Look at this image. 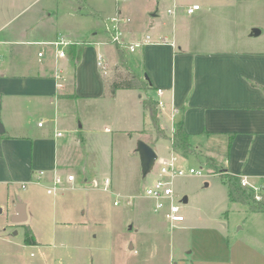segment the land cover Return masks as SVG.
Here are the masks:
<instances>
[{
  "label": "crops",
  "instance_id": "obj_1",
  "mask_svg": "<svg viewBox=\"0 0 264 264\" xmlns=\"http://www.w3.org/2000/svg\"><path fill=\"white\" fill-rule=\"evenodd\" d=\"M228 1L0 0V121L5 128L0 136V190L6 191L11 215L20 200L36 205L40 189H47L56 175L73 173L77 180L82 176L85 184L90 176L92 184L110 177L100 168L105 165L102 159L91 171L93 162L99 160L95 154L88 155V170L67 171L81 159L75 152L91 148L99 131L113 133L112 126L130 137L145 135L143 126L124 127L123 108L138 100L151 120L144 103L148 98L164 102L163 107L158 103V116L166 137H158L153 124L156 135H152L153 144L147 142L156 152L161 140H170L172 157H183L173 150L175 130L183 126L193 155L205 157L208 168L245 178L251 186L261 187L262 194L264 48L233 49L227 40L218 39L220 43L212 39L213 33L207 30L213 22L209 12ZM71 3L79 7L77 12L67 11ZM194 4L201 10L187 15L185 9ZM174 5L178 8L169 16L166 11ZM60 9L66 14L62 15ZM120 13L131 20L125 25L127 42L150 35L153 44L133 54L125 50L130 55L125 54V58L132 78L144 81L146 88L140 84L136 89L122 88L112 94V85L118 79L112 77L117 46L108 42L104 23ZM70 16L76 21L93 18L101 22L100 28L92 36H83L73 30ZM59 39L70 43L65 57H59L51 44ZM101 58L107 74L99 66ZM100 101L119 103V121L112 120L115 115L108 121L99 114L96 104ZM89 106L97 115L91 116L88 124L80 111H89ZM124 111L128 120L139 121L138 112ZM75 118L83 122L78 128H74ZM41 121L43 125L39 126ZM164 122L170 125V134ZM41 172L44 174L39 178ZM186 219L182 229L189 231L192 220ZM192 257L204 263H235L232 255L220 259L195 251Z\"/></svg>",
  "mask_w": 264,
  "mask_h": 264
},
{
  "label": "rangeland",
  "instance_id": "obj_2",
  "mask_svg": "<svg viewBox=\"0 0 264 264\" xmlns=\"http://www.w3.org/2000/svg\"><path fill=\"white\" fill-rule=\"evenodd\" d=\"M78 8L71 3L67 11L77 12ZM213 8L209 12L213 22L207 28L213 33L212 39L227 40L233 49L264 48V0H230L224 6ZM64 10H61L62 15L66 14ZM68 14L71 15L70 12ZM75 19L69 17L73 30L83 36H92L93 31L100 28L101 22L93 18ZM253 29H260L263 33L249 38ZM112 77L119 81H129L133 77L117 52L114 53ZM118 104L107 105L100 101L96 107L108 121L115 115L112 120L117 122L121 117ZM139 104L136 100L129 108L124 105L123 121L124 127L146 128L143 137H130L125 132H116L117 127L110 126L113 133L99 131L95 133L98 138L91 148L87 146L75 152L81 159L76 157L78 162L70 168L71 171H67L79 173L84 167L88 170L91 162L88 155L95 154L99 160L93 164H100L102 159L105 165L100 168L110 174V192L89 186L93 182L92 176L88 184L79 176L73 188L53 195L41 188L36 205L24 202L28 221L23 225H13L6 191L0 190V264H223L221 260L198 262L192 257L195 251L207 252L220 259H230L232 255L235 263L228 264H264V213L253 214L249 205L231 202L222 173L208 168L203 156H175L184 169L203 170L206 175L176 181V192L182 198L188 197L182 211L192 220L191 228H187L189 231L171 229L162 212L155 211L154 203L145 197L146 188L154 175H143L137 148L143 138L147 140L143 141L153 144L156 134L152 121L144 115ZM88 109L80 111V116L89 124L91 116L97 113L93 107ZM124 109L138 112L139 121L128 120ZM82 123V119L75 118L74 128ZM87 126L85 133L89 128ZM164 126L170 134V125L164 122ZM83 136L88 138L87 134ZM171 146L170 140H161L156 149L159 157L153 172L158 170L162 159L172 157ZM93 164L91 171L97 167ZM262 195L264 200V188ZM117 196L131 197L132 205L123 203L115 206ZM26 232L33 237L35 245L25 243Z\"/></svg>",
  "mask_w": 264,
  "mask_h": 264
},
{
  "label": "built area",
  "instance_id": "obj_3",
  "mask_svg": "<svg viewBox=\"0 0 264 264\" xmlns=\"http://www.w3.org/2000/svg\"><path fill=\"white\" fill-rule=\"evenodd\" d=\"M120 1V0H119ZM172 1V0H165ZM177 5H174L172 8L167 10V14L172 16L177 10ZM201 10L199 4H194L185 9L187 15H193L197 11ZM131 23V20L127 17H124L121 13L116 14L115 16L109 18L104 23V29L108 37V42L114 46H123L130 53H135L138 48H143L149 44H153L152 38L150 35L138 39L134 43L127 42V34L125 31V25ZM53 46L56 47L57 54L59 57L66 56V50L69 47L70 43L64 39H59L53 43ZM43 53H39V56H42ZM99 66L103 68L104 74H107V67L103 58L99 60ZM159 93H162V90H159ZM161 107L164 106V102H158ZM43 125V121L39 123V126ZM61 135V134H59ZM159 168L156 172H153V181L148 184L146 188L145 197L148 198L151 202L154 203L155 211L164 215L165 220L168 224L171 225V229H182L186 224V216L183 213V198L179 196L176 192L175 186L176 181L180 178L188 177H205V172L203 170H198L195 168L184 169L181 167L175 157H171L167 160H161ZM44 172L40 173V177ZM77 177L75 174L70 173L67 175H56L52 180L51 184L47 187V193L49 195L56 194L67 188H73L76 184ZM101 181V182H100ZM96 184L93 183L91 186L98 188L104 192H110L112 188V180L110 177H105ZM242 187H247L255 192L256 200L261 202L263 200V195L259 188L251 186L245 178H241ZM125 203L127 206L132 205L133 199L131 197L119 198L114 201L115 206H120ZM192 225V223H191Z\"/></svg>",
  "mask_w": 264,
  "mask_h": 264
},
{
  "label": "trees",
  "instance_id": "obj_4",
  "mask_svg": "<svg viewBox=\"0 0 264 264\" xmlns=\"http://www.w3.org/2000/svg\"><path fill=\"white\" fill-rule=\"evenodd\" d=\"M117 53L120 57V60L124 62V66L127 65V60L125 58L126 48L121 46H117ZM126 50V51H125ZM74 62V59H73ZM75 63V62H74ZM143 81V80H142ZM143 85L146 88V85L143 82H140L137 77L134 76L129 81L122 80L119 81L118 79L112 85V94L119 89H136L139 85ZM145 108L150 112L151 120L156 127L158 137H166L164 130L160 127V120H159V112H158V103H156L153 99L148 98L144 101ZM173 150L176 153L181 154L184 158H188L193 156L192 146L190 144V138L188 137L187 133L184 130L183 126H179L173 135ZM226 171H221L222 176L221 178L227 185L229 190V198L231 202L239 203L242 205H249L253 211L264 213V200L258 202L256 200L255 192L249 188L242 187L241 185V178L238 176H234L231 174L225 173ZM25 243L27 245H35V240L31 235L26 232Z\"/></svg>",
  "mask_w": 264,
  "mask_h": 264
},
{
  "label": "water",
  "instance_id": "obj_5",
  "mask_svg": "<svg viewBox=\"0 0 264 264\" xmlns=\"http://www.w3.org/2000/svg\"><path fill=\"white\" fill-rule=\"evenodd\" d=\"M252 37H259L262 31L259 29H253ZM145 80L148 82V76H145ZM5 133V128L3 123L0 121V136ZM138 155H140L141 168L143 175L148 177L152 173L154 166L158 160L159 155H157L155 149L147 142L141 140L137 148ZM183 203H188V197L183 198ZM28 220L27 216V206L21 200L17 203V208L15 214L12 217L13 224H23ZM132 228V227H131ZM17 234V232L15 233ZM133 249V247H131Z\"/></svg>",
  "mask_w": 264,
  "mask_h": 264
}]
</instances>
